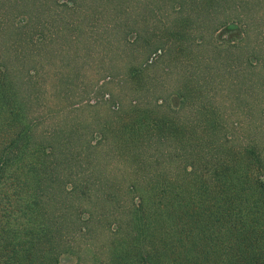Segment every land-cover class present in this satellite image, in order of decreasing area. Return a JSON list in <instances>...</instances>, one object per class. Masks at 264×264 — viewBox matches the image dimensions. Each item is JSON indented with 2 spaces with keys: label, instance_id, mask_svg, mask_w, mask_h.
I'll use <instances>...</instances> for the list:
<instances>
[{
  "label": "trees",
  "instance_id": "trees-1",
  "mask_svg": "<svg viewBox=\"0 0 264 264\" xmlns=\"http://www.w3.org/2000/svg\"><path fill=\"white\" fill-rule=\"evenodd\" d=\"M252 1L0 0V216L14 218L4 246L19 245L8 249L18 262L2 255L0 264H58L106 230L105 264H264V146L228 131L188 57ZM67 4L81 19L95 6L119 13L103 31L125 40L131 95L103 116L54 85L49 96L68 105L43 110L47 64L58 61L52 74L63 79L59 61L82 40ZM154 52L156 61L136 60ZM161 61L160 74L148 73Z\"/></svg>",
  "mask_w": 264,
  "mask_h": 264
},
{
  "label": "rangeland",
  "instance_id": "rangeland-1",
  "mask_svg": "<svg viewBox=\"0 0 264 264\" xmlns=\"http://www.w3.org/2000/svg\"><path fill=\"white\" fill-rule=\"evenodd\" d=\"M65 1L70 3L72 0ZM67 6L68 4L66 8ZM66 8L63 10L65 20L68 23H71V20L77 23L74 30L81 32L82 40L76 43L74 54L73 50L67 51L63 59L59 61L63 66L62 73H60L63 79L58 80L52 74L54 68L58 67V61L47 64V70L43 74L46 81L43 88L45 91L47 90L44 96L48 97V101L42 102L43 110L53 109L55 112L53 114H56L58 110V115H62L61 109L64 105H68L62 102V93H59L57 97L49 96L53 85L54 89L55 87L58 90L62 89L64 93H68V96L74 99V107L88 104L85 106L86 108L96 107L101 116L104 115V109L107 107L118 110L125 105L131 95H129L128 83L125 80L127 68L125 64V40H122L120 33L115 35L109 31L113 29L103 31V24L110 25L113 23L114 17L119 13L114 14L109 9L103 11V8L95 6L91 15L81 19L76 11L73 12ZM239 12L243 17L240 22L220 26L216 31L210 33L206 31L205 37L199 45H191L192 48L188 53L191 65L189 76L200 80L202 72V76H205L206 80L209 81L207 93L212 97L218 112L226 116L229 132L234 133L233 135L241 138L242 141L252 139L257 145L263 147L264 0H254L248 8L239 7ZM121 27H125V24ZM193 33L194 37H200L199 32L196 33L193 30ZM63 43L64 48L70 47V42L65 41ZM194 55L198 57L194 59ZM157 58L158 52H154L147 54V57L144 56L136 60L142 64H147L158 60ZM163 64L162 61L156 63L148 73L160 74ZM168 91L172 90L168 88L162 93L165 94ZM164 96L173 108L178 107L180 96L177 93L170 92ZM70 101L72 102L71 99ZM188 109L189 113L194 112L193 109ZM240 110H247L249 113L242 115ZM79 112L80 115L88 114V109ZM120 165L123 167V163ZM111 168L113 169L112 172L118 171L116 164L108 166V169ZM96 177L100 176L96 174ZM124 179L125 181L123 180L119 187L121 191L125 188V201L129 203L127 187L130 177L127 173ZM8 219L9 221L5 222L0 216V257L2 261H4L2 255L8 259L15 257L18 262L17 256H14L8 249L19 248V245L14 243L7 245V247L4 246V241H8L4 236L8 235L11 238L14 236L7 229L11 223H14V218ZM108 235L107 230L99 234L98 240L96 239L94 244L90 245V251L76 250L72 253H61L58 264H105L106 254L102 252L101 244L104 241L108 242L110 238ZM77 242L79 245L83 242L80 235L76 238L75 244Z\"/></svg>",
  "mask_w": 264,
  "mask_h": 264
}]
</instances>
